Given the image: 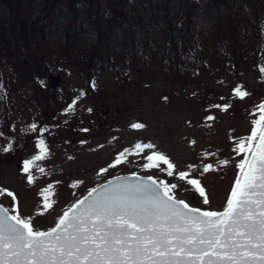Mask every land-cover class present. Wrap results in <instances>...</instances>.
<instances>
[{
	"label": "rangeland",
	"instance_id": "rangeland-1",
	"mask_svg": "<svg viewBox=\"0 0 264 264\" xmlns=\"http://www.w3.org/2000/svg\"><path fill=\"white\" fill-rule=\"evenodd\" d=\"M243 49L230 55L231 61L222 70L209 74L205 86L195 84L188 75L185 84L176 82L173 87L161 79L150 84L145 78L143 82L132 80L136 83L132 88L131 79L120 83L114 73L104 72L97 75L93 88V83L68 69L53 70L34 84L6 70L0 87V190L13 192L17 199L13 201L2 192L0 204L12 215L30 219L34 230L43 231L95 185L133 173L177 184L173 195L192 207L222 210L239 173L237 165L245 155L233 151L236 141L251 135L253 121L259 116L257 106L264 102V74L259 70L264 67V34L254 47ZM233 64L234 69L230 67ZM49 74L60 75L55 89L50 88ZM15 77L20 78L19 90L13 85ZM238 86L249 95L236 97L233 90ZM33 96L39 98L41 108H34ZM45 101L49 107H44ZM74 101V110L68 111ZM215 105L227 106V110ZM208 116L214 119L208 120ZM136 123L144 128L133 129L131 125ZM41 139L48 155L31 166L34 183L29 185L23 165L39 154L37 142ZM136 143L155 147L140 155H127L124 163L108 167L120 152ZM9 145L8 152L2 151ZM153 152L165 155L176 166L173 176L167 175L163 164L144 168L146 156ZM221 161L227 163L221 165ZM206 164L215 170L202 174ZM190 165L195 168L189 178L201 182L208 204L176 175L189 171ZM101 169L108 170L101 174ZM49 184L53 189L45 194L52 207L45 210L41 192ZM73 184L77 186L71 187ZM14 207L16 212H12Z\"/></svg>",
	"mask_w": 264,
	"mask_h": 264
},
{
	"label": "snow or ice",
	"instance_id": "snow-or-ice-1",
	"mask_svg": "<svg viewBox=\"0 0 264 264\" xmlns=\"http://www.w3.org/2000/svg\"><path fill=\"white\" fill-rule=\"evenodd\" d=\"M259 70L264 74V67ZM233 94L240 99L249 95L242 86ZM74 105L75 101L68 111H73ZM214 107L227 110V106ZM257 110L259 116L253 121L251 135L236 141L233 149L237 155H245L237 165L239 173L222 212L202 211L176 199L173 193L178 185L174 183L152 177H133L135 183L117 178L101 189L92 188L48 231L34 230L30 219L10 215L0 206V264H264V102ZM131 127L139 130L144 125ZM31 129L36 131V124ZM154 147L136 143L120 152L108 167L124 163L127 155H140ZM37 148L39 154L23 165L29 185L34 183L31 166L48 155L43 139L37 142ZM146 160L145 169L163 164L168 176L175 174L176 166L159 152L147 155ZM193 168L195 165H190L189 171L176 175L208 204L201 182L189 178ZM107 170L101 169V174ZM212 170L213 165L206 164L202 174ZM39 171L43 173L44 169ZM52 189L49 184L41 192L45 210L52 207L45 194ZM2 192L16 201L13 192ZM12 212H16L15 207Z\"/></svg>",
	"mask_w": 264,
	"mask_h": 264
},
{
	"label": "trees",
	"instance_id": "trees-1",
	"mask_svg": "<svg viewBox=\"0 0 264 264\" xmlns=\"http://www.w3.org/2000/svg\"><path fill=\"white\" fill-rule=\"evenodd\" d=\"M263 28L264 0H0V87L6 70L35 84L67 69L89 84L108 72L132 88L188 75L205 86Z\"/></svg>",
	"mask_w": 264,
	"mask_h": 264
},
{
	"label": "water",
	"instance_id": "water-1",
	"mask_svg": "<svg viewBox=\"0 0 264 264\" xmlns=\"http://www.w3.org/2000/svg\"><path fill=\"white\" fill-rule=\"evenodd\" d=\"M48 82L50 84V88L51 89H55L57 86H58V83L60 81V75H54V74H49L48 75ZM91 124H87V127L90 129L91 128ZM254 144H255V141H254ZM250 155V153H249ZM133 177H139L141 180H146L148 177H151V176H144V175H138V174H125V175H120V176H117V177H113V178H110L106 181H103V182H100L99 184L95 185L94 187L92 188H96V189H101L104 185H106L109 181H116L117 178H119L120 181H123V182H128V183H135L136 181L133 179ZM153 178V177H152ZM155 179V178H153ZM156 180V179H155ZM91 188V189H92ZM89 189L87 192H85L83 195H81L79 198H77L74 202H72L64 211H67L69 208H71V206L76 203L78 200L82 199L84 196L87 195V193L91 190ZM178 200H182V199H178ZM184 201V200H183ZM0 206L4 207L2 204H0ZM192 207V206H191ZM226 207V205L224 206V208ZM6 208V207H4ZM196 208V207H194ZM224 208L218 212H222L224 210ZM7 209V208H6ZM202 210V209H201ZM63 211V212H64ZM204 211V210H202ZM63 212L60 214V216L63 214ZM10 215H12L10 212H9ZM59 216V217H60ZM59 217L56 219V221L54 222V224L49 227L48 229L46 230H43V231H48L50 230L51 228H53L56 224V222L58 221Z\"/></svg>",
	"mask_w": 264,
	"mask_h": 264
}]
</instances>
